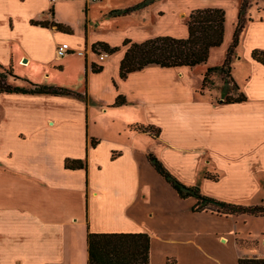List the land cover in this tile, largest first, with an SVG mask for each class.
<instances>
[{
    "label": "crops",
    "instance_id": "0c3cea01",
    "mask_svg": "<svg viewBox=\"0 0 264 264\" xmlns=\"http://www.w3.org/2000/svg\"><path fill=\"white\" fill-rule=\"evenodd\" d=\"M141 1L0 0V70L21 78L11 77L15 82L65 87L55 79H74L81 86L71 90L85 96L0 94V264H87L88 231L147 234L149 264L264 259V216L193 212L195 199L179 198L146 158L153 154L179 181L214 199L264 205V77L233 67L242 48L264 75L251 58L252 50H264V2L249 4L230 64L246 99L219 103L200 89L205 71L225 58L242 0H156L110 15ZM207 8L222 9L225 20L223 42L205 63L150 64L120 79L124 40L184 39L189 14ZM45 21L68 31L32 24ZM62 43L81 54L57 57ZM97 43L119 49L98 60L104 51H94ZM117 96L124 105H113ZM66 159L85 160L87 169H65ZM250 222L262 226L252 232Z\"/></svg>",
    "mask_w": 264,
    "mask_h": 264
},
{
    "label": "trees",
    "instance_id": "16d2710c",
    "mask_svg": "<svg viewBox=\"0 0 264 264\" xmlns=\"http://www.w3.org/2000/svg\"><path fill=\"white\" fill-rule=\"evenodd\" d=\"M156 0H142L134 6L114 10L110 12L113 16H123L136 10L144 8ZM249 0H242L237 23L233 32L231 43L227 49L225 58L220 66L208 68L203 76L200 91L204 90L209 82V76L214 73L225 76L232 83L233 91H238L237 85L230 77V64L235 48L239 43V36L243 31L248 19L247 8ZM53 10L50 8L49 13ZM224 11L218 8H207L193 11L187 18L188 36L184 39L173 38L169 36L156 37L141 43H133L124 40L122 46H127L124 56L119 66V77L124 80L129 73L143 69L150 64H156L161 67H195L205 63L209 57L211 48L219 47L223 42L224 34ZM33 25L52 28L59 31H68L66 27L55 22H32ZM94 51L98 49L107 54L115 53L119 47H110L104 43H97L92 46ZM251 58L264 66V50L254 49L251 52ZM93 72H99L100 68L92 66ZM7 75L14 80H21L18 76L8 70ZM5 75L0 73V94H48L53 96H72L75 98H85L71 89L55 86L35 84L24 80L29 87L12 86L3 82ZM245 96L237 92L234 97L219 100V103H239L245 101ZM125 104L122 96H117L114 106ZM137 131H142L156 136L158 129L152 126H135ZM90 145L94 147L96 141L91 139ZM148 163L160 175L165 182L176 192L179 198H194L195 204L191 210L193 212L211 211L220 215L248 214L252 216H264V205L243 206L230 202L220 201L204 195L198 186L186 185L179 181L153 154L146 156ZM64 168L87 169L85 160L66 159ZM206 178L216 180L215 175L206 174ZM88 260L87 264H149L150 240L147 234L143 233H93L87 232L86 237ZM167 264H175L174 259H168ZM238 264H264V259L244 258L239 259Z\"/></svg>",
    "mask_w": 264,
    "mask_h": 264
},
{
    "label": "rangeland",
    "instance_id": "374dc122",
    "mask_svg": "<svg viewBox=\"0 0 264 264\" xmlns=\"http://www.w3.org/2000/svg\"><path fill=\"white\" fill-rule=\"evenodd\" d=\"M249 1L251 3L252 0H249ZM253 2H254V0H253ZM263 2H264V0H263ZM263 14H264V12H263ZM262 28L263 27H260L258 32H261ZM258 43H259L258 45H261V46L264 45V44H261V43H263V41L258 42ZM248 45L249 44L244 43L245 48ZM260 50H262V49H260ZM98 51H101V50L98 49ZM245 52H246V50L243 49V51H242V48H241V54H239L237 56L239 59L234 62L233 67L235 69L242 70L241 71L242 75L248 74L251 77L263 78L264 77L263 72L256 65H254L252 62H250L246 59V57L244 55ZM198 67H201V65ZM231 67H232V64H231ZM7 71L8 70H4V71L0 70V73L5 75V79L2 80L3 82L10 84L12 86H22V87H26V88L29 87L28 84H26L24 82L12 81L11 77H9L7 75V73H6ZM55 81H56L55 83H58V82L59 83H61V82L66 83L65 87L66 88L68 87L70 89H80L79 87L81 86L80 83L76 82V80H74V79L73 80H71V79L70 80H63L62 78H56ZM228 83H229V85H226ZM55 85H57V84H55ZM58 86L64 87V85H61V84H58ZM226 88H228L227 95L222 96L221 94L224 92V90H227ZM232 88H233V86L231 85V82H229L225 76H222L221 74H218V73H214V74H211L209 76V82L206 84V87L204 88V94H205V96H209V98L214 100V101H219L221 98H222V100H224L225 98L235 96L236 93L232 91ZM234 204H239V205L245 206L243 203H234ZM261 226H262L261 223L250 222L248 229L251 230L252 232H256L257 230L260 229ZM249 237H252V236H249Z\"/></svg>",
    "mask_w": 264,
    "mask_h": 264
},
{
    "label": "built area",
    "instance_id": "2783aa9c",
    "mask_svg": "<svg viewBox=\"0 0 264 264\" xmlns=\"http://www.w3.org/2000/svg\"><path fill=\"white\" fill-rule=\"evenodd\" d=\"M89 2H98L99 0H87ZM56 56L57 57H65L69 54H81L80 52H75L72 50V48L67 44V43H62V44H59L57 47H56ZM107 56V54L105 52H100L97 54V59L98 60H103L105 57Z\"/></svg>",
    "mask_w": 264,
    "mask_h": 264
},
{
    "label": "water",
    "instance_id": "95a60500",
    "mask_svg": "<svg viewBox=\"0 0 264 264\" xmlns=\"http://www.w3.org/2000/svg\"><path fill=\"white\" fill-rule=\"evenodd\" d=\"M23 62H25V60Z\"/></svg>",
    "mask_w": 264,
    "mask_h": 264
}]
</instances>
